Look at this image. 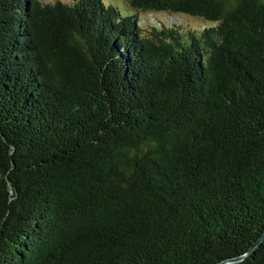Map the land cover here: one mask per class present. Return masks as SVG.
Wrapping results in <instances>:
<instances>
[{
    "label": "trees",
    "instance_id": "trees-1",
    "mask_svg": "<svg viewBox=\"0 0 264 264\" xmlns=\"http://www.w3.org/2000/svg\"><path fill=\"white\" fill-rule=\"evenodd\" d=\"M123 3L0 0V264H264V0Z\"/></svg>",
    "mask_w": 264,
    "mask_h": 264
},
{
    "label": "rangeland",
    "instance_id": "rangeland-1",
    "mask_svg": "<svg viewBox=\"0 0 264 264\" xmlns=\"http://www.w3.org/2000/svg\"><path fill=\"white\" fill-rule=\"evenodd\" d=\"M41 3H52L54 0H38ZM65 2L68 0H64ZM115 4L119 5L120 10H124V3L127 0H111ZM121 2V3H120ZM138 23L141 25V30L143 33H147L150 29V26L155 25L158 21L163 22L167 26H177L180 28H200V25H203L201 20L192 18L187 15L182 14H166V13H139L138 14Z\"/></svg>",
    "mask_w": 264,
    "mask_h": 264
},
{
    "label": "water",
    "instance_id": "water-1",
    "mask_svg": "<svg viewBox=\"0 0 264 264\" xmlns=\"http://www.w3.org/2000/svg\"><path fill=\"white\" fill-rule=\"evenodd\" d=\"M258 241H259V240H258ZM240 258L242 259V257L240 256V257H237V258H235V259H229V260L222 261V262H220V263H218V264H231V263H233V262H237V261H239Z\"/></svg>",
    "mask_w": 264,
    "mask_h": 264
}]
</instances>
